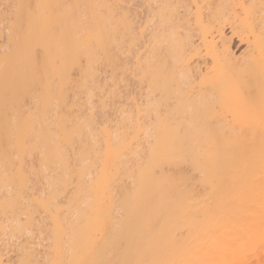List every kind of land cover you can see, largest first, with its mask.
<instances>
[{
	"label": "bare ground",
	"instance_id": "obj_1",
	"mask_svg": "<svg viewBox=\"0 0 264 264\" xmlns=\"http://www.w3.org/2000/svg\"><path fill=\"white\" fill-rule=\"evenodd\" d=\"M131 1L18 0L31 8L0 56V105L19 112V168L0 169V191L20 192L2 212L34 224L31 153L50 176L36 203L54 226L44 264H264V0H144L142 24ZM127 54L143 97L94 135L96 98L123 105L113 69ZM67 189L66 222L51 210ZM11 222L8 242L27 232Z\"/></svg>",
	"mask_w": 264,
	"mask_h": 264
},
{
	"label": "rangeland",
	"instance_id": "obj_2",
	"mask_svg": "<svg viewBox=\"0 0 264 264\" xmlns=\"http://www.w3.org/2000/svg\"><path fill=\"white\" fill-rule=\"evenodd\" d=\"M127 1H131V0H127ZM6 2H8V0H0V3H6ZM15 2H18V0H15ZM130 3L131 4L133 3V4L131 5ZM143 3H144V0H133V1L129 2V4L127 3V5H130L129 7H131L133 10L136 9V10H140L142 12V13H140V11H139V13L141 14V16L139 15L140 16L139 17L140 18L139 19V23H141V21L144 20L143 19V12H144ZM141 17H142V19H141ZM142 23H143V21H142ZM13 34L14 33H12V35L9 36L7 28H0V56H2V55L4 56L5 54H7L6 53L7 51L12 49L11 40L14 38ZM235 45H237V42H235ZM233 47H234V49L236 48L235 49L236 52H240V50H242L241 49L242 47H240V46H234V44H233ZM126 56H128V58H124L123 59V62H125L126 65H127V69L125 68L126 71H123L121 69H118V70L117 69H113L114 80L117 79V82H116V83H118L117 87H118V90H119V92L121 94V96L119 98H117V99H119V101H121L123 105H121L120 103H118L117 105L113 104V103L110 104L111 101L108 100L111 97L110 96L107 99L108 102L110 101L108 106L107 107H103L98 102V98L99 97L96 98V103H95V108H94V125H93V131L95 133L94 135L100 134V128L104 125V123H102V121H105V118H103V117H105L104 115H105L106 112L109 114L113 110H116L117 112H121L122 113L123 112L122 109L124 107L125 111H134V113H135L136 106L134 105L133 98L135 100H140L143 97V93L142 92L144 91L145 86H144V84H142L140 82V77L138 76V73L136 72V68H135V66L132 63L131 57L128 54ZM107 69L109 71V73H107V76H109L108 78H110V76H113V75H110L111 74L110 73L111 72V68H107ZM105 75L103 74L102 76H105ZM111 79L112 78H110V80ZM111 84L112 83L109 84L110 87H111ZM112 85L115 86V84H112ZM110 87H109V89H111ZM114 88L115 87H113V89ZM77 90L75 91L76 94L80 92L79 90L78 91ZM112 97H113V95H112ZM85 98L87 99L86 95L84 93H80V95L79 94L76 95L75 101H76L77 104H79L76 107L80 110V112H81L80 115L88 117L89 116L88 115L89 114V110H88V106H86V104H85L86 101H87V100H85ZM28 102H30V101H27V103ZM30 104H31V102H30ZM30 104L29 105L27 104L28 106L26 105L27 107L26 108L24 107L25 109H23L24 117H27L29 115H34V111L36 112V110H34V108H33L34 105L31 106ZM9 107H10V105H8V104L0 105V169L3 170L4 176L6 178H8V177H10L12 175L15 176V173H16V171L19 168L18 157H17V136H18V133H17L18 132L17 114L19 112H17L15 108L14 109H10ZM77 113H78L77 111L73 112V114L75 116H76ZM101 124H103V125H101ZM29 144H31V143L29 142L27 145L29 146ZM31 156L34 157V155L31 154V153H30V155H27V157H25V162L28 163V165H26L28 167H26V168L29 169V170L31 169L32 172H33L32 174L30 173L28 177L30 179L29 185L30 186L32 185L33 188H34V191L30 190L31 192H34L33 193L34 197L30 194L31 193L30 191H26V192H30V193H26L25 192L26 194H24V195H26V196H24V197H27V195L29 194L28 196L31 199L33 198V200H31L29 198L30 203L28 202V199H25V202L26 201L28 202V205H26V206H29V207L31 206L30 208L28 207L29 209H31L30 215L33 218H36L35 220H33L34 224L33 223L30 224L32 226L27 224V223H29V222H27V219L29 221V218H27V217H29V215L26 216V214L24 213L25 209L24 210L20 209V210H22V211H20L19 210V206L15 205L14 215H17V216H15L16 220L14 219L15 217L12 218V220H11L12 213L10 211L9 212H5V215L2 212V210H3L2 209V204L5 205V203L9 202L16 195L17 192H20V190L18 191L19 187L17 188V186L14 183L7 182L6 186H9V188L0 191V197H1L0 199H2V197H4V199H2L3 201L0 200V204H1L0 205V238L2 237L1 240H0L1 241L0 242V247H2L1 250H0V253L3 251V248H4L5 252L4 251L3 252H4V254L6 256L3 254V252H2V254H3V258L7 261V263L9 261H18V260H20L22 258H24V259H29L30 258L31 260H34L35 259L34 258V254L35 255H37L36 253L41 254L40 252H42L44 249L45 250L42 252L41 255H39V256L37 255L38 258H39V260H38V258H36L37 262H40V264H41L43 262V260L46 259L47 257L48 258L49 257L50 258L53 257L52 256L53 254L50 253L53 250V241H54V238H53L54 226L52 224L53 221H52L51 216L49 215L50 216L49 217L48 213H45L39 207V204L38 205L36 204V203H38V202H40L42 200L41 198H45V196L47 197V195L49 194V188H48L49 185H46L47 182L44 181L45 177H48L47 174L49 172L47 174L45 172V174L47 176H44L43 173H42L43 175L41 174L42 176H44V179H43V177L41 178V176H39L40 173L38 175L39 178H36V176H35L36 174L34 173V171L36 172L35 168H37V166L35 165L36 163L33 164L34 163V161H33L34 159ZM34 166H36V167L34 168ZM29 170H27V171L29 172ZM56 172H55V174H57ZM59 174H60V172H59ZM61 174L59 176H62ZM54 176H56V175H54ZM70 187L73 189V190H70V191H74V194H75V192H76V190L74 189L75 186L72 185ZM33 188H31V189L33 190ZM67 190H68V192H66V191L64 192V190L60 191V193H59L60 196H58V198H57V200L55 202L53 201V204H55V206L51 203L52 206H53L52 210H51L52 214L53 215H57L58 218L63 219L66 222L70 221V219H72L74 217L73 216V212H71V209H69V208L73 207L74 204H75L73 202V204L69 208H67V206L70 205V202H68L70 200L68 194H71V196L73 194V192L69 193V189H67ZM67 196H68L69 200H67L68 199V198H66ZM37 197H38L39 200L37 199ZM34 200H36V201H34ZM31 213L34 214V216ZM39 219H40L41 222L39 221ZM10 220L11 221H13V220L16 221L15 222L16 223L15 227L17 226L16 228H18V226L20 227L21 225L26 227V231L27 232L23 236L16 235L14 237H11L9 239V242H8V239H7L8 232H9V229L11 227L10 225L12 223ZM38 222H40L41 224L43 223V225H44L43 237L42 238H41V235L38 234L39 233V225H40ZM15 227L13 226L12 228H15ZM34 227L36 228L37 234L34 236V239H31V238H33V236H29L28 233ZM3 228H5V229L3 230ZM257 231L256 232L258 233V235H257V233H256V235L259 236V231L260 230H257ZM4 235H6V237ZM3 237L7 240V243H6V240H4ZM40 239H42V241ZM43 239H44V241H43ZM36 242L40 243V244H37ZM8 243L10 245H8ZM1 244H3V245H1ZM5 245L7 246V251H8L7 253H6V248H5L6 246ZM22 249H25V251L22 252ZM37 249L40 250V252H38ZM262 252L263 251H261V253ZM263 253L261 255L264 256ZM29 254H31V255H29ZM43 257H45V258H43ZM256 257L257 256H255V261H256L257 258L262 259V257L260 258V255L257 258ZM251 258H253V257H251ZM251 258H249V259H251ZM250 263H252V261H250ZM42 264H44V262ZM238 264H240V263H238Z\"/></svg>",
	"mask_w": 264,
	"mask_h": 264
},
{
	"label": "snow or ice",
	"instance_id": "obj_3",
	"mask_svg": "<svg viewBox=\"0 0 264 264\" xmlns=\"http://www.w3.org/2000/svg\"><path fill=\"white\" fill-rule=\"evenodd\" d=\"M25 8L30 9L31 6L15 2V0H8L6 3H0V28H7L9 36L19 27ZM43 228V224L39 225L38 234L41 236H43ZM28 234L34 237L37 234L36 228L34 227ZM23 251H25V249H22V252ZM8 264H38V262L22 258L18 261H9Z\"/></svg>",
	"mask_w": 264,
	"mask_h": 264
}]
</instances>
